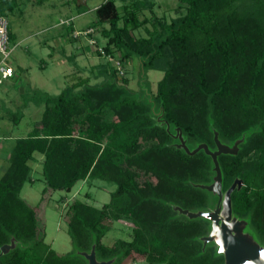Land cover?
<instances>
[{"label":"trees","instance_id":"1","mask_svg":"<svg viewBox=\"0 0 264 264\" xmlns=\"http://www.w3.org/2000/svg\"><path fill=\"white\" fill-rule=\"evenodd\" d=\"M179 2L186 12L170 22L156 13L155 0H123L122 7L104 0L84 30L74 29L72 19L60 22L73 40L90 30L96 44L100 28L105 43L97 52L108 63L97 73L103 75L99 82L37 98L42 119L16 138L0 177V247L13 236L21 241L0 264H88L79 251H90L94 243L99 259L116 257L113 264L130 255L143 256L147 264H224L214 243L203 249L210 221L174 209L213 206V194L195 185L213 181V159L204 150L190 155L178 148L166 121L171 132L182 129L191 148L207 143L215 150L214 130L229 145L246 134L238 154L219 156L223 189L244 180L232 195L234 213L249 220L264 244V0ZM18 6V0H0V13L8 17ZM143 27L147 34L137 36ZM9 35L14 38L10 21ZM132 57L140 60L139 91L129 87L125 69ZM150 70L164 73L156 92L148 84ZM37 152L46 183L42 201L53 191L71 192L81 181L116 185L101 207L80 199L70 204L73 248L67 253L46 241L39 210L22 197L25 184L34 182L30 161ZM119 221L129 223L131 238L106 244Z\"/></svg>","mask_w":264,"mask_h":264},{"label":"rangeland","instance_id":"2","mask_svg":"<svg viewBox=\"0 0 264 264\" xmlns=\"http://www.w3.org/2000/svg\"><path fill=\"white\" fill-rule=\"evenodd\" d=\"M103 1L18 0L20 9L8 13L14 34V38L10 40L12 53L8 61L15 67L17 73L0 84V177L9 165L8 156L16 138L27 136L34 124L37 125L42 119L44 106L37 102L41 94H59L69 85H74L77 90L85 82L96 83L103 79V75L98 74L107 66L108 59L97 52V47L105 43L101 29L96 28L94 31L99 38L96 44L92 42L93 37L88 34L78 36L76 40L71 39L70 33L65 32L67 26L60 23L72 19L74 29H86L97 19L96 8ZM115 1L122 7L123 0ZM155 2L156 13L168 22L186 12L183 6L179 7L181 5L179 0ZM146 14L151 13L147 10ZM147 25L150 27V24ZM105 27H109V24L107 23ZM135 33L137 36L147 34L144 27ZM72 55L74 61L70 58ZM117 55L119 56V52ZM3 57L0 52V62ZM117 59L113 61L119 66ZM125 69L128 70L130 78L129 87L139 91L140 60L132 57ZM124 74L119 76L122 77ZM163 75L160 70L148 72V84L152 91H157L158 81ZM17 114L22 116L16 123L14 120ZM108 118H112L111 114ZM35 155L37 160L30 161L34 182L25 184L22 197L39 210L46 228V241L51 243L58 253H67L73 248L66 215L70 204L75 199H80L101 207L110 200L111 192L115 190L116 185L103 180L81 181L71 192L53 191L42 201L43 189L46 186L42 175L43 155L38 152ZM118 238H131L129 223L114 222L104 242L111 245ZM121 264L147 262L143 256L130 255Z\"/></svg>","mask_w":264,"mask_h":264},{"label":"water","instance_id":"3","mask_svg":"<svg viewBox=\"0 0 264 264\" xmlns=\"http://www.w3.org/2000/svg\"><path fill=\"white\" fill-rule=\"evenodd\" d=\"M164 123H166L167 130L178 139V142L175 143L178 148L185 150L190 155L204 150L212 157L214 162L215 175L213 181L208 184H195L197 187L213 194L215 198L213 206L207 210L192 211L174 205V209L191 219L202 217L210 221V231L202 237L203 249L209 243H214L217 246L218 254L224 256V264H264V244L250 230L249 220L238 217L233 209V192L242 188L244 180L238 177L227 190H224L223 171L219 161L221 154H238L240 144L245 141L246 134L237 139L232 145H229L222 142L219 132L214 130L217 146L215 150L211 149L207 143H200L191 148L187 144V139L180 127H177L175 132H171L170 123L168 121ZM20 244L21 241L13 236L9 243H5L0 247V257L8 254ZM79 253L87 259L88 264H113L117 260L116 257L99 259L96 243L93 244L90 251H79Z\"/></svg>","mask_w":264,"mask_h":264},{"label":"built area","instance_id":"4","mask_svg":"<svg viewBox=\"0 0 264 264\" xmlns=\"http://www.w3.org/2000/svg\"><path fill=\"white\" fill-rule=\"evenodd\" d=\"M69 22V20H66ZM90 30L84 32L88 34ZM81 32L77 31L76 36ZM0 52L3 54V59L0 62V84L4 80L9 79L15 75V67L8 61L11 56L12 48H10V35H9V19L7 16L0 13ZM120 74H124L119 62Z\"/></svg>","mask_w":264,"mask_h":264},{"label":"crops","instance_id":"5","mask_svg":"<svg viewBox=\"0 0 264 264\" xmlns=\"http://www.w3.org/2000/svg\"><path fill=\"white\" fill-rule=\"evenodd\" d=\"M57 41H58V38H57ZM15 70H16V69H15ZM15 73H17V72H15ZM15 75H16V74H15ZM15 75H14V76H15Z\"/></svg>","mask_w":264,"mask_h":264}]
</instances>
